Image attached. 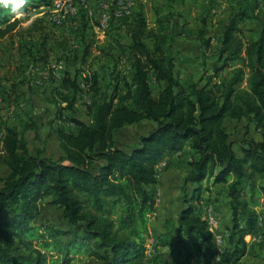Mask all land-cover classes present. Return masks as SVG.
Masks as SVG:
<instances>
[{
  "label": "trees",
  "instance_id": "trees-1",
  "mask_svg": "<svg viewBox=\"0 0 264 264\" xmlns=\"http://www.w3.org/2000/svg\"><path fill=\"white\" fill-rule=\"evenodd\" d=\"M13 2L0 3V38L15 29L20 35H41L45 54L38 59L49 61L43 21L22 26L19 18H11L18 12ZM242 17V12L232 13L222 26L213 73L184 83L173 50L177 33L149 32L141 7L126 24L132 44L127 48L118 43L119 59L128 54L131 58V80L126 78L123 88L115 85L113 96L100 99L97 74L86 80L97 97L87 105L89 121L66 117L78 126L77 133L56 127L48 134L59 141L58 158L32 144L41 139L37 120L21 126L2 122L0 160L7 174H0V264H70L76 256L102 264H213L217 258L220 264H237L244 257L264 259V18L261 28L245 40L240 34ZM205 29L202 26L197 35L204 55L213 39ZM230 66L236 69L226 77L223 72ZM78 79L67 74L62 87L71 93L57 90L71 112L83 92ZM63 110L58 108V118ZM244 119L255 125L262 139L244 137L236 150L226 121ZM147 121L154 125L136 144L119 143V130ZM184 146L192 153L181 187L183 207L177 216L165 219L164 232L156 236L170 248L169 262L162 252L150 253L147 247L157 205L152 187L159 181L161 159ZM226 183L232 225L227 244L219 245L199 205L205 194ZM46 198L63 210L69 228L33 223L43 213ZM248 235L253 240L247 241Z\"/></svg>",
  "mask_w": 264,
  "mask_h": 264
},
{
  "label": "rangeland",
  "instance_id": "rangeland-1",
  "mask_svg": "<svg viewBox=\"0 0 264 264\" xmlns=\"http://www.w3.org/2000/svg\"><path fill=\"white\" fill-rule=\"evenodd\" d=\"M54 1L24 3L18 9V12L11 14V18H19L21 25L24 27L39 19L43 21L45 26L44 35L48 39L47 48L50 55L48 62L50 69L48 70L46 82H44L43 76L47 67L45 68V65L42 64L47 63L37 59L45 54L41 46V35L35 33L20 35V30L15 29V31L7 35V38H0L2 39V45L0 44V85L5 88L7 84L3 81H6V78L10 80L18 78L15 80L21 83L20 89L24 86L26 90H45L48 85L52 84V82L54 83L56 76L52 72V65H57L60 62H62V67L59 68V77L63 78L66 72V75L78 76L80 83L83 85V92L78 94L77 106H75L78 111L74 109V112L66 108L68 103L62 99L63 97L59 91L57 92V89H48L51 92V99H48L46 111L41 113L43 116L41 115V118L37 117V122L43 126L44 121L48 120V122L51 121V124L48 123V127H45L43 131L41 130V139L38 141L32 140V144L45 148L46 153L53 158H58L62 153L60 145L54 136L55 134L52 136L48 135L50 132L49 127L56 128L59 125L61 126L66 117H77L79 119L84 117L86 119L88 115L87 105L97 101V97L89 88L91 83L86 85V80L94 72L99 75L101 78L99 80L101 92L97 96L100 99L101 96L102 98L113 96L115 84L119 83L118 79L121 77V70L125 74L130 72L128 61L119 59L118 43L120 39L118 38L126 37V24L131 21L132 18L130 16L133 12L136 13L141 7H144L147 13L149 32L162 33L166 30H172L177 34L180 33V37H176V41L177 38L178 41L177 43L175 42L177 44L175 45L178 47L176 48L175 46L174 53L178 58L176 65L177 74L179 76L183 74L186 83L198 82L202 76L213 73L216 52L219 46V33L232 13L242 12L243 14L241 21L242 32L240 34L245 40L249 39L256 30L261 28V22L264 18V0H126L128 4L122 17L114 14L115 0H77L75 1V12L68 14L61 23H57L50 20L54 9ZM104 14L108 18L106 28L102 26ZM202 26L206 27L207 36L213 38L212 47L205 55L201 51L198 59H188L189 65L187 64L186 66L181 55L186 54V52L191 54L196 52V47L194 48L193 45L197 41L196 37ZM119 30L121 31L119 32ZM10 34H14V37H11ZM147 42L153 46L152 39H148ZM185 45L190 47H185ZM115 57L118 58L115 59ZM1 62L4 63L1 64ZM197 62L198 64L195 65ZM235 69L236 66H230L224 70L223 75L230 77ZM83 72H86L85 76ZM52 79L53 81H51ZM152 82L154 83V81ZM154 89L158 93V87L154 85ZM0 97L5 98L6 104L13 102L14 106L17 102H24L20 95L13 97L12 94L9 92L7 94L1 88ZM29 105L34 108L31 101ZM59 107L64 108L61 119L58 118ZM4 108L7 107L5 106ZM153 125L152 122L147 121L127 126L116 133V138L119 143L127 147L132 146L137 143L139 136L148 133ZM226 125L232 133L236 150H239V143L247 133L251 134L252 138L260 136L259 130L257 132L252 125L250 128V123H247V120L243 123L227 120ZM251 136L249 137L251 138ZM159 164L157 166L158 176L161 175ZM187 166L186 162L180 161V166L176 164L174 168H171L172 173L170 175L176 177V179L168 178L171 184L180 179L178 176L179 171L182 172L184 168L187 169ZM0 174L3 176L7 174V169L1 160ZM166 189L168 192L170 191L168 184ZM167 194L170 196L172 192ZM48 201L49 199L46 198L43 213L36 217L33 223L67 228L68 222L63 216V210L49 204ZM74 259L70 264H102L95 258L90 260L89 258L74 257ZM262 259L258 258L260 261H263Z\"/></svg>",
  "mask_w": 264,
  "mask_h": 264
},
{
  "label": "crops",
  "instance_id": "crops-1",
  "mask_svg": "<svg viewBox=\"0 0 264 264\" xmlns=\"http://www.w3.org/2000/svg\"><path fill=\"white\" fill-rule=\"evenodd\" d=\"M138 12H139V10L136 13L133 12L130 17L133 18ZM117 27H119V26L117 25ZM120 31L121 30H119V32ZM166 31H172V30H166ZM125 32H126L125 33L126 37L118 38V39H120L121 44H124L128 48V46L130 44H132V38L127 31V25H126ZM179 34H177L178 38L180 37ZM178 38H177V41H178ZM196 39H197V37H196ZM177 41H175V42L177 43ZM0 44L2 45V39H0ZM194 44L195 45H193V47L194 48L196 47L195 53L191 54L189 52H186V54L181 55V58L184 59V61H185L184 64L186 66H187V64L189 65L188 59L195 60V59H198V57H200V55H201L202 46H201L200 41L197 39V41L194 42ZM176 45H174V48H173L174 52H175V46ZM188 46L185 45V47H188ZM177 47L178 46H176V48ZM179 57H180V55H179ZM117 58L118 57H115V59H117ZM175 58H176V65H177L178 58L176 55H175ZM125 59L128 61V65L131 67V58H130L129 54L124 58V60ZM48 62L49 61H46L45 63H47V64H42V65H45L44 66L45 68L47 67L45 74L43 76L44 78L42 77L44 79V82H46V80H47L48 70L50 69L49 68L50 65ZM2 63H4V62H1V64ZM197 64H198V62L195 65H197ZM57 65H52V67H51L53 74L56 75L55 79H54V83L52 82V84L48 85L45 88V90L44 89L26 90L24 88V86L20 89L19 86L21 85V83L16 81L18 78H13L11 80L6 78V81H3L4 83L7 84L6 88L3 85H0V88L3 91L5 90L7 92V94L9 92L10 94L13 95V97L16 95H20V97H22V99H24L23 100L24 102H21V101L17 102V103H15L16 105L14 106L13 102L6 104L7 102H6L5 98L0 97V149L2 147V136H3L2 122L8 121L11 124L21 126L26 121H29L31 119L37 120V117L41 118L43 116V114H41V113H44L46 111V108L48 107V103H47L48 99H51V92H50V90H48L49 88L50 89L53 88L52 90L57 89V90H61L64 92L71 93L68 90H64L62 87V82H63L64 77L66 76V72H65V76L63 78L59 77V68L62 67V62H60ZM186 71H187V68H186ZM94 74H96V73L94 72ZM132 74H133V72H132L131 68H130V72H128L127 74H125V72H123V70L120 71L121 77H120V79H118V82H119L118 84H119L120 88H123L124 80L126 78L129 81L131 80ZM83 75L85 76L86 72H83ZM97 76H98V79L100 80L101 78L99 77V75H97ZM183 77H185L183 74L180 75V79L184 83H186L184 81L185 78H183ZM51 81H53V79ZM79 82H80V80H79ZM118 84H115V85H118ZM81 87L83 89L82 84H81ZM77 97H78V94H77ZM18 100H19V97H18ZM77 100L78 99H76V105L75 106H77ZM30 101L33 103L34 108H31V105H29ZM14 102H15V100H14ZM25 102H27V103H25ZM4 104L7 108H4L5 107V106H3ZM74 109L76 111H78L76 107ZM42 110H44V111L41 112ZM4 112H5V114H3ZM81 120L88 122L89 116L87 115L86 119L83 117V119H81ZM11 121H13V122H11ZM244 121H245V119L242 120L240 123H243ZM48 123L51 124V121L48 122V120L47 121L45 120L43 126H41V124H40L42 131L45 127H48L47 126ZM247 123H248V121H247ZM251 125L253 127H255V125L253 123H250V128L252 127ZM59 126H57V127H59ZM60 128H63L64 130L70 131L73 133L78 132V126L75 125L74 123L72 124V122H69L68 120H64V122L61 124ZM50 129H51V127H49V130ZM255 129H256V127H255ZM41 130H40V134H41ZM249 132H250V130H249ZM257 132H258V130H257ZM54 136L56 137V135H54ZM249 136H251V134H249V133H247L246 136L244 135V137H249ZM252 137L253 136H251V138ZM56 139H57V137H56ZM254 139L257 141H260L262 139L261 134H260V136L258 135V138L254 137ZM57 143H59L58 139H57ZM191 153H192L191 150L187 146H184L182 148V150H180L178 153L166 154L161 159L160 164H159L161 167L160 168V170H161L160 174L161 175L158 176V180H159L158 184L155 187H152V191H154V193L157 196V205H156V211L153 213V215L150 218V237L148 239V244H147L148 245V251L150 253H153L155 251L162 252L163 257L169 262L172 261V256L170 255V248L166 245H163L161 239L156 238V236H157V234L164 232V221H165V219L177 216L183 207V201L181 198V195H182L181 187L183 185L184 177L188 173L189 167L187 166V169L184 168L182 172L179 171V173H178V176L180 178L179 180L174 181V183L171 184L169 179H172V178L176 179L175 176L172 177L170 175L172 173L171 168H174V166L176 164L177 165L179 164V166H180V161H183L184 163L186 162V165H188V162L191 159V157H189V155L191 156ZM162 169H163V171H162ZM167 184H168V188H170L169 192L166 189ZM228 187L229 186L227 183L226 184H219V185L215 186L212 189L211 193L205 194L203 201L199 205V208L202 210V212H205V210H204L205 205L206 206L213 205V207L215 208L217 217L219 219V224H218L216 229H217V231L224 233V235L226 237V241H225V243H223L224 245L227 244L228 229L232 225V209L230 206V201H229V197H228V193H227ZM170 192H172V195L168 196L167 193L170 194ZM263 217H264V215H263ZM69 227L70 226L68 224L67 228H69ZM262 228L264 230V225ZM258 238H261V237L259 236ZM246 240L251 241V240H253V237L251 235H248L246 237ZM77 257L86 258V257H82V256H76V258ZM89 259L91 260L93 258H89ZM262 260L263 261H260V260H258V258H254V257H244L237 264H264V259H262ZM192 264H198V263L196 261H194V262H192ZM213 264H220V259L219 258L215 259Z\"/></svg>",
  "mask_w": 264,
  "mask_h": 264
},
{
  "label": "built area",
  "instance_id": "built-area-1",
  "mask_svg": "<svg viewBox=\"0 0 264 264\" xmlns=\"http://www.w3.org/2000/svg\"><path fill=\"white\" fill-rule=\"evenodd\" d=\"M75 1L77 0H55L54 5H53L54 9L52 10L50 20L57 22V23H61L63 19L67 17L68 14H72L73 11L75 12L76 10ZM127 4L128 3L126 0H115V4H114L115 8H113V10L115 9L114 14L118 17H122L124 14V9L127 8L126 7ZM103 17L104 18L102 20V26L106 28L108 25V18L106 14H104ZM205 217L208 220L210 230L214 233L215 241L219 245H223L224 233L219 232L216 229L219 224V219L217 217V214H216V211L213 205H208L205 207Z\"/></svg>",
  "mask_w": 264,
  "mask_h": 264
},
{
  "label": "clouds",
  "instance_id": "clouds-1",
  "mask_svg": "<svg viewBox=\"0 0 264 264\" xmlns=\"http://www.w3.org/2000/svg\"><path fill=\"white\" fill-rule=\"evenodd\" d=\"M10 0H0V3L7 6L9 4ZM25 3V0H15V2L12 3V9L13 11L20 9L23 4Z\"/></svg>",
  "mask_w": 264,
  "mask_h": 264
}]
</instances>
